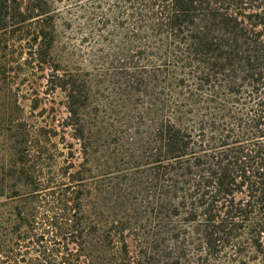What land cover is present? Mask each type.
<instances>
[{
    "label": "trees",
    "instance_id": "obj_1",
    "mask_svg": "<svg viewBox=\"0 0 264 264\" xmlns=\"http://www.w3.org/2000/svg\"><path fill=\"white\" fill-rule=\"evenodd\" d=\"M0 136V264H264V0H0Z\"/></svg>",
    "mask_w": 264,
    "mask_h": 264
},
{
    "label": "rangeland",
    "instance_id": "obj_2",
    "mask_svg": "<svg viewBox=\"0 0 264 264\" xmlns=\"http://www.w3.org/2000/svg\"><path fill=\"white\" fill-rule=\"evenodd\" d=\"M0 142H1L0 143V149H1L0 150V158H2V154H3V150H2L3 149V147H2L3 137L2 136H0Z\"/></svg>",
    "mask_w": 264,
    "mask_h": 264
}]
</instances>
